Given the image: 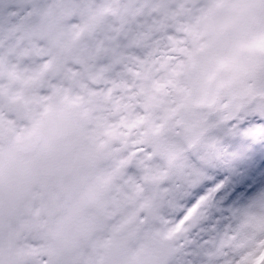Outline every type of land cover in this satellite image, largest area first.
<instances>
[{"label":"snow or ice","instance_id":"snow-or-ice-1","mask_svg":"<svg viewBox=\"0 0 264 264\" xmlns=\"http://www.w3.org/2000/svg\"><path fill=\"white\" fill-rule=\"evenodd\" d=\"M262 142L264 0H0V264H264Z\"/></svg>","mask_w":264,"mask_h":264},{"label":"rangeland","instance_id":"rangeland-1","mask_svg":"<svg viewBox=\"0 0 264 264\" xmlns=\"http://www.w3.org/2000/svg\"><path fill=\"white\" fill-rule=\"evenodd\" d=\"M261 151H264V147L257 148L255 152L249 151L245 153L241 160L235 162L234 167L236 168L237 172L243 173L245 168L252 164L264 171V156L260 155ZM256 176L257 179L261 178L259 172L256 173Z\"/></svg>","mask_w":264,"mask_h":264}]
</instances>
